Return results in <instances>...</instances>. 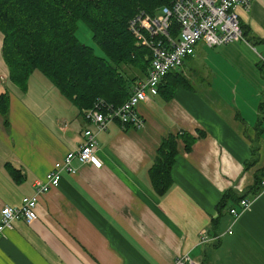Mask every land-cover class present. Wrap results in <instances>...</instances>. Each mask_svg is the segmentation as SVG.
<instances>
[{"label":"crops","instance_id":"obj_1","mask_svg":"<svg viewBox=\"0 0 264 264\" xmlns=\"http://www.w3.org/2000/svg\"><path fill=\"white\" fill-rule=\"evenodd\" d=\"M238 14L244 40L198 43L177 71L187 83L170 99L159 93L139 105L142 128L114 121L100 132L102 165L76 164L39 198L36 222H14L0 264H174L185 254L200 264H264V191L254 188L264 170V0ZM2 47L0 33V93L9 96L7 123L0 114V217L32 197L93 128L41 72L25 90L11 82ZM181 133L196 138L189 152ZM171 136L172 185L160 196L150 169ZM242 199L251 204L229 235L230 209L241 210ZM204 233L211 241L200 242Z\"/></svg>","mask_w":264,"mask_h":264},{"label":"trees","instance_id":"obj_2","mask_svg":"<svg viewBox=\"0 0 264 264\" xmlns=\"http://www.w3.org/2000/svg\"><path fill=\"white\" fill-rule=\"evenodd\" d=\"M172 1L0 0L2 57L9 79L25 90L31 75L39 71L80 110L93 108L99 99L121 106L151 65L150 51L132 35L129 23L141 11L155 16L161 8L170 7ZM80 21L92 32L106 58L97 56L93 48L79 40L76 32ZM177 31L174 22V35ZM182 83L187 82L177 71L169 72L159 93L170 99ZM8 113L9 96L0 93V114L5 123ZM179 137L189 152L196 138L186 133ZM178 138L171 136L162 142L150 169L152 184L160 196L172 185ZM263 181L264 170L256 175L254 188L260 190ZM233 197V193L226 194L220 205Z\"/></svg>","mask_w":264,"mask_h":264},{"label":"built area","instance_id":"obj_3","mask_svg":"<svg viewBox=\"0 0 264 264\" xmlns=\"http://www.w3.org/2000/svg\"><path fill=\"white\" fill-rule=\"evenodd\" d=\"M253 0H173L170 7H163L155 15L145 11L139 12L129 23L132 35L143 44L151 55V65L145 78L137 81L128 99L121 106H114L103 99L96 105L83 110L84 119L93 125L84 132L79 148L69 152L56 162L45 180L35 187L32 197H25L19 207L4 206L0 217V241L13 223L23 220L32 225L38 220L39 198L59 186L64 174L77 172L76 164H90L100 167L98 159L97 135L107 129L108 125L118 121L122 128H142L144 119L138 113V107L159 94V87L169 72L182 68L187 58L193 57L198 43L209 48L235 44L244 40L240 24L238 8L250 10ZM174 22L177 34L173 33ZM264 191V181L262 182ZM251 202L242 199L241 210L230 209L231 226L233 228L241 213L248 209ZM214 239V238H213ZM211 241L207 234L200 236V242ZM174 264H200L189 255L179 256Z\"/></svg>","mask_w":264,"mask_h":264},{"label":"rangeland","instance_id":"obj_4","mask_svg":"<svg viewBox=\"0 0 264 264\" xmlns=\"http://www.w3.org/2000/svg\"><path fill=\"white\" fill-rule=\"evenodd\" d=\"M76 35H77V37L79 38V40L84 45H87V46L93 48V50H94V52H95V54L97 56L106 58V55L104 54V52L100 49V47L98 46V44L93 40V34H92V32L81 21L77 23V32H76ZM208 50L209 51H212L211 49H208ZM209 57L210 56L208 54H205L202 59H204V62H206L207 64H209V62H210V58ZM207 59H208V61H207ZM125 70H126V68H125ZM198 72L199 73H202L204 71L198 70ZM127 73L131 75L132 71H130L129 69H127ZM36 74L38 75L39 73H36Z\"/></svg>","mask_w":264,"mask_h":264}]
</instances>
